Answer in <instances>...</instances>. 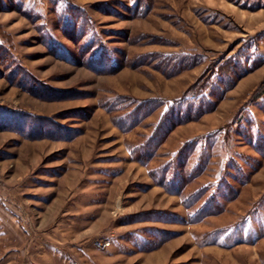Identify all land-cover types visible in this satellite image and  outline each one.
<instances>
[{
	"label": "rangeland",
	"instance_id": "obj_1",
	"mask_svg": "<svg viewBox=\"0 0 264 264\" xmlns=\"http://www.w3.org/2000/svg\"><path fill=\"white\" fill-rule=\"evenodd\" d=\"M11 221L0 264H264V0H0Z\"/></svg>",
	"mask_w": 264,
	"mask_h": 264
},
{
	"label": "crops",
	"instance_id": "obj_2",
	"mask_svg": "<svg viewBox=\"0 0 264 264\" xmlns=\"http://www.w3.org/2000/svg\"><path fill=\"white\" fill-rule=\"evenodd\" d=\"M9 228L12 229L13 231L9 232ZM0 231H2V233L0 234V241H1L0 244L7 245L9 243H12V241L14 242L13 240L14 236H16L15 239L18 240V238H21V236L24 235L22 226H20V224L15 221H11L10 226H0ZM8 257H9L8 252H4V254H2L0 257V261L3 262L4 260H7Z\"/></svg>",
	"mask_w": 264,
	"mask_h": 264
},
{
	"label": "trees",
	"instance_id": "obj_3",
	"mask_svg": "<svg viewBox=\"0 0 264 264\" xmlns=\"http://www.w3.org/2000/svg\"><path fill=\"white\" fill-rule=\"evenodd\" d=\"M196 108L197 107L194 104H189V105H187L185 107L178 106V108H175V110H173V112H170V113H176L177 117L179 118L177 122L180 123L181 122L180 115L181 116H186L187 119H184V121H186V120L190 121V120L198 118L201 115H203L204 113H206V112H203V111L198 113L199 110H196Z\"/></svg>",
	"mask_w": 264,
	"mask_h": 264
},
{
	"label": "built area",
	"instance_id": "obj_4",
	"mask_svg": "<svg viewBox=\"0 0 264 264\" xmlns=\"http://www.w3.org/2000/svg\"><path fill=\"white\" fill-rule=\"evenodd\" d=\"M94 245L99 250H105L108 247H110V243L109 242H104V241H102V242L97 241V242L94 243Z\"/></svg>",
	"mask_w": 264,
	"mask_h": 264
}]
</instances>
